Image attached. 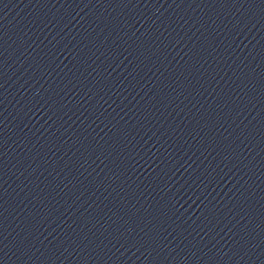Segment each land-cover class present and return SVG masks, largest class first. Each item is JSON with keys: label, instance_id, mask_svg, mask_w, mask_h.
Here are the masks:
<instances>
[{"label": "water", "instance_id": "1", "mask_svg": "<svg viewBox=\"0 0 264 264\" xmlns=\"http://www.w3.org/2000/svg\"><path fill=\"white\" fill-rule=\"evenodd\" d=\"M0 264H264V0H0Z\"/></svg>", "mask_w": 264, "mask_h": 264}]
</instances>
